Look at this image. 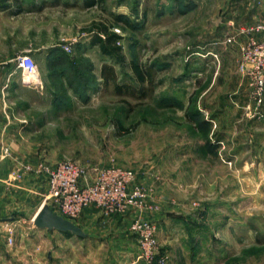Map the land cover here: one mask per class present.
Segmentation results:
<instances>
[{
	"label": "rangeland",
	"instance_id": "obj_1",
	"mask_svg": "<svg viewBox=\"0 0 264 264\" xmlns=\"http://www.w3.org/2000/svg\"><path fill=\"white\" fill-rule=\"evenodd\" d=\"M84 3L36 0V11L24 9L20 20L7 23V56L16 55L6 70L19 85L7 113L22 134L23 154L35 157H28L24 165L70 160L88 178L108 165L131 170L134 184L147 192L142 218L150 220L146 216L157 211L180 217L178 228L187 246L199 248L194 262L185 255V263L221 264L228 258L237 264L231 251L244 245L238 236L245 232L246 264H257L254 259L259 256L249 248H264V169L256 166L255 154H232L228 159L203 108L224 93L227 98L223 95L220 101L226 104L255 103L251 77L241 72L239 61L242 88L234 93L235 69L225 89L219 79L222 72L212 86V70L219 63L208 60L198 47L224 15L202 12L211 8L209 3L184 15L175 12L174 0H102L101 7L86 8ZM116 14L130 22L113 23L110 29L122 36L123 62L102 55L91 44L92 23L113 21ZM240 20L243 16L237 15L236 22ZM226 40L223 43L233 42ZM22 54H29L37 66L38 79L32 83L22 81L16 67ZM131 62L140 66L143 82L137 81ZM106 64L113 68L114 85L100 75ZM261 104L262 110L264 96ZM246 105L245 114L256 118ZM42 195L26 217L7 216L0 233L5 236L0 238V264H107L105 245L97 255H86L80 243L70 248L66 263L61 257L49 262L48 254L56 246L54 229L37 237L30 233L42 207L58 215L49 200L43 203L46 193ZM12 217L20 223L10 224Z\"/></svg>",
	"mask_w": 264,
	"mask_h": 264
},
{
	"label": "crops",
	"instance_id": "obj_2",
	"mask_svg": "<svg viewBox=\"0 0 264 264\" xmlns=\"http://www.w3.org/2000/svg\"><path fill=\"white\" fill-rule=\"evenodd\" d=\"M36 0H0V233L3 231V226L8 221L7 216H25L33 210L34 207L40 204L42 193H46V184L39 178L31 174L23 173L22 166L24 161L29 157L35 160L34 156L23 154L22 151V134L18 131L15 121L11 120L7 112L12 111V99L15 98L19 88L16 76L8 74V64L14 60L16 53L7 56L6 44V27L9 20L15 19V22L21 19L25 11L28 13L36 11ZM176 3L175 12L184 15L201 9L202 5L211 6L209 9H203L202 12L210 15H224L219 18L218 24L209 29V34L202 41H199V48L205 51L206 57L212 63L218 61L219 68L213 67L212 70V86L214 85L215 77L219 74L220 82L224 83V89L227 85V77L232 79V71L234 70L233 85L234 93L242 88L241 79L238 80L239 72L236 66L240 58V47L246 42L249 35L241 34V30L253 26L264 16V0H174ZM35 4V5H34ZM25 6H27L25 8ZM86 6L83 7H93ZM235 17L233 18L232 16ZM243 16V20L236 22V16ZM231 17V18H230ZM235 24V25H234ZM238 26V27H237ZM226 38H232L230 44L223 43ZM21 52L22 45L20 44ZM215 56V57H214ZM213 57L214 59H211ZM224 72H226L224 74ZM237 76V77H236ZM229 84V83H228ZM214 89V88H213ZM214 92V91H213ZM224 93V92H223ZM224 95V96H223ZM220 94L216 101L205 104L203 106L208 124L215 128L213 130L215 141L223 142L224 154L228 159H231L232 154H237L240 157L243 154H255L254 161L256 166L261 170L264 169V107L262 108V117L249 118L245 114L244 106L236 104H226L225 100L220 101L227 96ZM4 147L8 148L7 153H4ZM29 160V159H28ZM264 171V170H263ZM155 202L156 200L153 199ZM157 202V201H156ZM158 203V202H157ZM160 211L147 215L148 219L155 221L157 225V238L160 250L166 252L170 260L168 264H187L188 260L193 263V259L197 250L187 246L186 236L180 228L178 222L180 217L175 215H159ZM62 220L72 224L79 230V234L71 231L53 230V238L55 240V249L52 254H48L49 262H55L56 257H61L63 263L70 260L71 250L73 245H83L86 255H97L102 250L101 246L105 245V255L109 262L107 264H130L137 255L136 238L129 231L130 215L114 214L110 217H104L95 207L86 208L82 214L72 220L61 213H57ZM26 217V216H25ZM22 218V217H21ZM24 218V217H23ZM10 224L20 223L16 217L10 218ZM13 220V221H12ZM25 221H23L24 223ZM177 229L176 234L173 232ZM179 229V231H178ZM41 231H50L48 228H32L30 233L37 235ZM172 232V233H171ZM161 234V235H160ZM255 237L252 239H256ZM247 234L241 233L238 238L242 240L244 245L238 248H233L231 255L237 264H246L248 250L246 246ZM5 240V236H1ZM107 241V243H105ZM256 244V241H254ZM105 243V244H104ZM63 245V248L61 246ZM5 247V245H4ZM66 247V248H64ZM3 246L0 245V251ZM255 251V262L264 264V248L255 247L249 248ZM66 250L68 253L64 252ZM205 250V249H202ZM208 251V250H206ZM62 252V253H60ZM186 255V256H185ZM190 257V258H189ZM259 260V262H258ZM60 261V259H58ZM200 264L199 262H195ZM209 264V263H207ZM221 264H230V260L225 258Z\"/></svg>",
	"mask_w": 264,
	"mask_h": 264
},
{
	"label": "built area",
	"instance_id": "obj_3",
	"mask_svg": "<svg viewBox=\"0 0 264 264\" xmlns=\"http://www.w3.org/2000/svg\"><path fill=\"white\" fill-rule=\"evenodd\" d=\"M241 33L249 35L240 47L239 69L251 77V93L255 103L247 104L252 117L261 118L264 96V17ZM230 42V40H226ZM16 67L21 70L22 81L32 83L38 79V69L29 54L17 57ZM253 110H252V108ZM7 153V149L5 152ZM23 173L41 179L46 184L47 200L62 215L78 218L89 207H95L102 216L127 215L131 221L129 229L137 235L138 253L130 264H167L169 255L162 252L156 241L155 222L145 220L139 214L147 209V192L135 185V174L131 170L115 165L96 168L92 178L76 162L62 160L54 164L38 162L23 164ZM43 206V204L41 205ZM11 241V239H9Z\"/></svg>",
	"mask_w": 264,
	"mask_h": 264
},
{
	"label": "trees",
	"instance_id": "obj_4",
	"mask_svg": "<svg viewBox=\"0 0 264 264\" xmlns=\"http://www.w3.org/2000/svg\"><path fill=\"white\" fill-rule=\"evenodd\" d=\"M101 4L102 0H85L86 6L96 5L98 7H101ZM117 22H121L125 25H130V22H128L126 18H123V16L117 14L113 16V21H99L92 23V29L90 31L94 30V32L92 34L93 36L91 38V44L97 45L102 55L111 59L115 58L117 61L123 62L124 55L122 54L121 46L119 44L122 36L110 30L113 23ZM59 55V58L64 57L63 53H60ZM130 69L135 74L137 81H144V74L143 72H141L140 66L137 63L131 62ZM100 75L105 83L110 82L114 85L115 77L112 66L107 64L103 65L101 67Z\"/></svg>",
	"mask_w": 264,
	"mask_h": 264
},
{
	"label": "water",
	"instance_id": "obj_5",
	"mask_svg": "<svg viewBox=\"0 0 264 264\" xmlns=\"http://www.w3.org/2000/svg\"><path fill=\"white\" fill-rule=\"evenodd\" d=\"M34 219V225L38 228L55 229L58 231H71L79 234V230L72 224L62 220L55 214H52L46 207H42Z\"/></svg>",
	"mask_w": 264,
	"mask_h": 264
}]
</instances>
